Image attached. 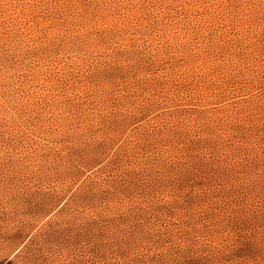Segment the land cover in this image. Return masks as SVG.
Segmentation results:
<instances>
[{
	"label": "rangeland",
	"instance_id": "1",
	"mask_svg": "<svg viewBox=\"0 0 264 264\" xmlns=\"http://www.w3.org/2000/svg\"><path fill=\"white\" fill-rule=\"evenodd\" d=\"M0 264H264V0H0Z\"/></svg>",
	"mask_w": 264,
	"mask_h": 264
}]
</instances>
